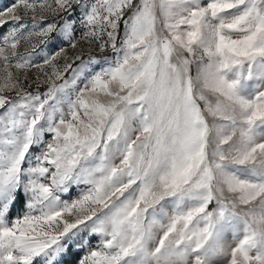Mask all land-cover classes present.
<instances>
[{"label": "snow or ice", "instance_id": "snow-or-ice-1", "mask_svg": "<svg viewBox=\"0 0 264 264\" xmlns=\"http://www.w3.org/2000/svg\"><path fill=\"white\" fill-rule=\"evenodd\" d=\"M5 25L0 264H264V0H13Z\"/></svg>", "mask_w": 264, "mask_h": 264}, {"label": "rangeland", "instance_id": "rangeland-1", "mask_svg": "<svg viewBox=\"0 0 264 264\" xmlns=\"http://www.w3.org/2000/svg\"><path fill=\"white\" fill-rule=\"evenodd\" d=\"M12 2L13 0H0V10H3L7 5L11 4ZM8 30H9L8 25H5L3 28H0V32H3V33H6ZM25 47H30V45H25ZM85 52H87V46H85ZM228 243L232 244L233 246L236 243V241L232 239L231 234H229L228 236Z\"/></svg>", "mask_w": 264, "mask_h": 264}]
</instances>
